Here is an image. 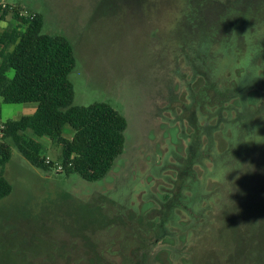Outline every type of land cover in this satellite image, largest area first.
Returning a JSON list of instances; mask_svg holds the SVG:
<instances>
[{
	"label": "rangeland",
	"instance_id": "obj_1",
	"mask_svg": "<svg viewBox=\"0 0 264 264\" xmlns=\"http://www.w3.org/2000/svg\"><path fill=\"white\" fill-rule=\"evenodd\" d=\"M0 4L71 42L74 106L106 103L128 122L97 182L38 169L11 145L0 264H264V0ZM36 108L0 98V122Z\"/></svg>",
	"mask_w": 264,
	"mask_h": 264
},
{
	"label": "trees",
	"instance_id": "obj_2",
	"mask_svg": "<svg viewBox=\"0 0 264 264\" xmlns=\"http://www.w3.org/2000/svg\"><path fill=\"white\" fill-rule=\"evenodd\" d=\"M9 16L19 22L8 23L0 34V98L6 104H37V109L18 120L0 122V200L13 192L5 177L11 145L38 169L49 172L61 166L58 173H77L88 182L105 179L124 154L126 118L106 103L74 106L70 75L77 60L71 42L64 36L43 34V16L25 12L20 4H0V23ZM224 110L223 105L217 110L219 121ZM240 117L246 118L243 113ZM252 118L251 111L246 119ZM28 132L60 148L58 161L49 160L45 145Z\"/></svg>",
	"mask_w": 264,
	"mask_h": 264
},
{
	"label": "built area",
	"instance_id": "obj_3",
	"mask_svg": "<svg viewBox=\"0 0 264 264\" xmlns=\"http://www.w3.org/2000/svg\"><path fill=\"white\" fill-rule=\"evenodd\" d=\"M58 170L61 171V170H62V167L60 166V167L58 168Z\"/></svg>",
	"mask_w": 264,
	"mask_h": 264
},
{
	"label": "crops",
	"instance_id": "obj_4",
	"mask_svg": "<svg viewBox=\"0 0 264 264\" xmlns=\"http://www.w3.org/2000/svg\"><path fill=\"white\" fill-rule=\"evenodd\" d=\"M37 109V108H36ZM35 112V111H34ZM28 135H29V132H28ZM47 140V139H46Z\"/></svg>",
	"mask_w": 264,
	"mask_h": 264
}]
</instances>
